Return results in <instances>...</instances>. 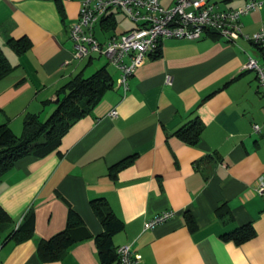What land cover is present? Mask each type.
<instances>
[{
  "label": "crops",
  "instance_id": "1",
  "mask_svg": "<svg viewBox=\"0 0 264 264\" xmlns=\"http://www.w3.org/2000/svg\"><path fill=\"white\" fill-rule=\"evenodd\" d=\"M83 1L0 0V45L15 68L0 81V126L17 137L29 115L48 118L57 91L94 64V56L76 59L70 37ZM165 1L170 6L173 0ZM208 1L234 10L249 0ZM259 1L261 9L241 18L245 34L264 29ZM120 13L111 10L96 26L100 42L132 30L118 31ZM110 20L114 29L107 28ZM23 37L33 47L18 56L7 43ZM161 50L147 57L127 90L117 85L120 72L107 59L118 78L112 76L113 89L100 104L55 152L24 158L2 178L0 207L12 223L0 234V264H104L95 238L105 228L91 206L99 199L124 224L112 248L131 246L140 264H264V196L256 192L264 178V92L257 74L243 70L250 57L264 65V56L251 42L216 35L165 40ZM105 66L93 65L96 72ZM196 118L204 125L197 145L174 136ZM167 211L175 216L145 230ZM71 213L80 234L93 238L72 245L61 260L43 263L39 244L64 231ZM27 222L30 239H7ZM248 224L255 230L251 240L238 245L226 239ZM109 264H120L119 258Z\"/></svg>",
  "mask_w": 264,
  "mask_h": 264
},
{
  "label": "built area",
  "instance_id": "2",
  "mask_svg": "<svg viewBox=\"0 0 264 264\" xmlns=\"http://www.w3.org/2000/svg\"><path fill=\"white\" fill-rule=\"evenodd\" d=\"M164 1L84 0L78 21L70 31L76 59L94 55L106 57L120 72L117 85L127 90L128 80L137 69L148 56L157 54L164 41L169 39L196 41L212 34L229 42L244 39L256 45L264 56V29L248 35L243 32L241 23L243 16L261 9L263 2L249 0L242 8L223 10L208 0H173L170 6H164ZM113 9L122 11L136 26L127 33L112 35L102 43L95 36V28ZM243 70L257 74L264 92V65L250 57ZM112 116H117V112ZM254 130L259 132V126H254ZM256 192L264 196V178L258 182ZM174 216L172 211L156 215L146 223L145 230H153ZM116 252L120 264L141 263L142 257L133 253L131 246L124 245Z\"/></svg>",
  "mask_w": 264,
  "mask_h": 264
},
{
  "label": "trees",
  "instance_id": "3",
  "mask_svg": "<svg viewBox=\"0 0 264 264\" xmlns=\"http://www.w3.org/2000/svg\"><path fill=\"white\" fill-rule=\"evenodd\" d=\"M58 9L60 15L64 18V9L59 2ZM104 20L106 21V19ZM110 21L107 28L114 29L116 24L113 20ZM7 45L18 56L26 54L33 47L27 37L19 40H10ZM161 51L160 49L155 55H159ZM14 69L0 45V81L8 77ZM112 89L113 78L106 66L88 78L79 74L57 91L56 109L48 118L42 120L39 115H29L26 118L24 133L21 137L15 136L8 125H1L0 181L13 169L18 161L27 157L44 158L55 152L69 130L81 119L91 114L104 96ZM203 131V123L199 118H196L180 128L174 136L189 145H197ZM126 162H121L115 169L122 168L126 165ZM91 206L105 228V232L95 238L101 259L104 264L112 263L114 260H118L116 251L112 248V237L123 231L124 224L114 215L104 200H94L91 202ZM74 217L75 214L71 213L68 226L64 231L49 240L41 241L38 246V255L43 263L61 260L72 245L93 238L92 235L82 236L80 234V227L77 228L75 226ZM226 217L224 215L222 219ZM230 219L231 217L227 220ZM186 220L189 225H193L194 220L191 214H186ZM11 223V218L0 207V234ZM32 233L33 228L27 222L20 225L17 231L7 237V239L11 238L17 243H22L30 239ZM254 236L255 230L251 224H248L226 235V239L241 245L251 240Z\"/></svg>",
  "mask_w": 264,
  "mask_h": 264
},
{
  "label": "rangeland",
  "instance_id": "4",
  "mask_svg": "<svg viewBox=\"0 0 264 264\" xmlns=\"http://www.w3.org/2000/svg\"><path fill=\"white\" fill-rule=\"evenodd\" d=\"M166 4H167V2L164 1V5H166ZM129 21L130 20H128V18L123 13L118 14V22H119V30L118 31L119 32H121V31L126 32L128 30L134 29L136 25L134 23H132L131 21L130 22ZM96 32H97L98 36L100 37V39H103L99 28L96 29ZM93 61H94L93 65H97L98 68H101L102 66L107 65L108 70L110 71L111 75L114 77V80L118 78V73H117L116 69L114 67H112L110 64H108L106 57H100L99 58L98 55H94ZM84 62L86 63V60ZM260 63H261V65H263V62H260ZM93 65L89 66L90 68L88 69V72H86L85 78L90 77L94 72H96V70H94L95 66L93 67ZM44 118L46 119V117H44Z\"/></svg>",
  "mask_w": 264,
  "mask_h": 264
}]
</instances>
